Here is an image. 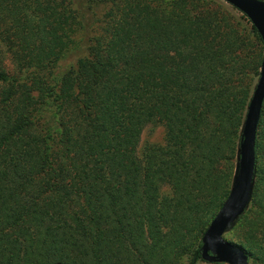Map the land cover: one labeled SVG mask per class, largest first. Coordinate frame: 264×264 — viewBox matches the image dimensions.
<instances>
[{
  "label": "trees",
  "instance_id": "16d2710c",
  "mask_svg": "<svg viewBox=\"0 0 264 264\" xmlns=\"http://www.w3.org/2000/svg\"><path fill=\"white\" fill-rule=\"evenodd\" d=\"M91 2L0 0V264H225L201 237L237 173L257 29L222 0ZM232 226L264 264V103Z\"/></svg>",
  "mask_w": 264,
  "mask_h": 264
},
{
  "label": "water",
  "instance_id": "95a60500",
  "mask_svg": "<svg viewBox=\"0 0 264 264\" xmlns=\"http://www.w3.org/2000/svg\"><path fill=\"white\" fill-rule=\"evenodd\" d=\"M245 14L264 46V0H224ZM264 103V50L259 77L245 113L239 142L237 173L230 192L201 237L202 258L209 263L250 264L245 249L225 238V233L245 212L252 198L255 173V143Z\"/></svg>",
  "mask_w": 264,
  "mask_h": 264
},
{
  "label": "rangeland",
  "instance_id": "374dc122",
  "mask_svg": "<svg viewBox=\"0 0 264 264\" xmlns=\"http://www.w3.org/2000/svg\"><path fill=\"white\" fill-rule=\"evenodd\" d=\"M79 1H83L84 5H87V4H89L91 2V0H90V2H89V0H75L74 7H76L78 5ZM222 1H224V0H222ZM225 3H227V2H225ZM95 10H96V14L100 15L102 12H104L105 7H103V6L96 7L95 6ZM235 13H237V12H235ZM69 60H71V59H69V58L65 59V61H63V64H67L68 63L67 61H69ZM253 81L256 82L257 79L256 80L254 79ZM164 140H165V128L162 125V123L157 121V120L149 122L148 124H146L144 126V128L142 130V133H141V136H140V141H139V144H138V153L141 152V150H142V148H143V146L145 144H148V143L163 144ZM163 189H162V191H163ZM224 236L227 239H234V226H232L225 233Z\"/></svg>",
  "mask_w": 264,
  "mask_h": 264
}]
</instances>
